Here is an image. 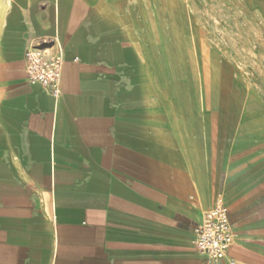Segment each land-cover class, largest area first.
<instances>
[{
  "label": "crops",
  "instance_id": "obj_1",
  "mask_svg": "<svg viewBox=\"0 0 264 264\" xmlns=\"http://www.w3.org/2000/svg\"><path fill=\"white\" fill-rule=\"evenodd\" d=\"M224 1L0 0V264H264V92L200 36ZM57 46L55 97L25 52Z\"/></svg>",
  "mask_w": 264,
  "mask_h": 264
},
{
  "label": "rangeland",
  "instance_id": "obj_2",
  "mask_svg": "<svg viewBox=\"0 0 264 264\" xmlns=\"http://www.w3.org/2000/svg\"><path fill=\"white\" fill-rule=\"evenodd\" d=\"M222 6L224 7L222 9ZM200 36L264 92V0H225Z\"/></svg>",
  "mask_w": 264,
  "mask_h": 264
},
{
  "label": "built area",
  "instance_id": "obj_3",
  "mask_svg": "<svg viewBox=\"0 0 264 264\" xmlns=\"http://www.w3.org/2000/svg\"><path fill=\"white\" fill-rule=\"evenodd\" d=\"M28 81L39 83L53 96H59L64 53L60 46L53 49L31 47L25 52ZM195 246L206 255L209 262L216 263L226 257L235 241V231L229 218V207L221 198L215 200L206 212L203 221L195 230ZM230 264H238L229 259Z\"/></svg>",
  "mask_w": 264,
  "mask_h": 264
}]
</instances>
